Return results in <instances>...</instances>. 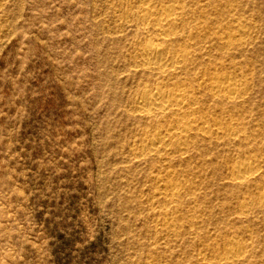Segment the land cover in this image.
I'll return each instance as SVG.
<instances>
[{"label":"rangeland","instance_id":"rangeland-1","mask_svg":"<svg viewBox=\"0 0 264 264\" xmlns=\"http://www.w3.org/2000/svg\"><path fill=\"white\" fill-rule=\"evenodd\" d=\"M139 1L0 0V264H217L230 239L245 248L230 264H264V0H150L182 5L167 38L191 55L168 79L140 64L164 23ZM213 74L241 97L212 98ZM160 82L209 133L143 146L188 114H139ZM243 161L257 171L240 185Z\"/></svg>","mask_w":264,"mask_h":264},{"label":"bare ground","instance_id":"bare-ground-1","mask_svg":"<svg viewBox=\"0 0 264 264\" xmlns=\"http://www.w3.org/2000/svg\"><path fill=\"white\" fill-rule=\"evenodd\" d=\"M151 1L150 0H140L139 1V2H142V4L144 5V7L142 6L143 9L140 11L141 13H140L139 18L143 22V24H144V22H148L150 20H152V22L153 21H156V22H162L163 21V23H164L163 25H162V23L160 25H158L159 23L156 24L154 22L158 26V28H156L158 30L157 31L155 30V31L158 32L160 34V36L163 37V41H158V40L153 41L152 40V41L146 43L145 45H143L142 47H140V52H138L140 64L144 69L151 71V72H156L163 79H168V78L173 77L176 74L177 70L183 69L182 67L188 61V56L191 55L190 51H189V48H190L189 44H186L184 47H180L178 49L169 48L170 40L168 38H169L170 30H171V27L173 29L174 26H176L179 23V21L182 19V17L180 19V16L182 14V5L180 3H177V2H175V3L170 2L171 4H168L166 6H164L165 4L163 6L160 5L158 9L157 8L155 9L150 5L151 3H149V2H151ZM178 12H179V14L177 15ZM172 33H174V32H172ZM173 37H174V35H173ZM218 40L220 43L225 44V45L232 44V36H228L226 38H218ZM187 42H188V40H184V43H187ZM205 80H204V82H205ZM233 83H234L233 79L230 77L224 76V74H223V76H222V74H221V76H219L217 74L216 75L213 74L212 77H210L206 80L205 89L209 93V95L212 96V98L216 97L218 99H222V100H225L227 102H232L235 99L241 97L240 95L242 94L241 93L242 91L240 92L239 90H237V88H235V85ZM154 89H155L154 92L144 91L142 93L141 100L137 105L138 106L137 110H138L139 114H141L144 117H147L148 119H154V120H156L158 118L166 117V115H167L166 113H168V112H173V113H175V115L185 113V112H188V114H187L186 118L182 117L179 120L174 119L175 121L171 122L166 127V130L164 131L163 134L158 133L157 135L152 136V138H150L148 136L150 139H146L145 140L146 142L141 141V143L142 142L146 143L143 146L147 147V145H148L151 148V150H153L154 148H156V149L161 148V150H162V149H166V148L168 149L171 147H180V146L182 147L183 145L185 146V144H186L184 142L185 137L187 138L188 133H190L191 131L192 132L193 131L199 132V133L201 132L203 134L209 133V131L211 130L210 122H209V125H207V121H204L203 118H201L202 120L199 119L200 121L197 120L198 117L196 119L195 118L190 119V117L192 116V114H194L196 109H195V107H193L195 102L193 99H190V98H192L191 96L189 98V96L187 94L188 92L186 89L181 88V85H179L178 87H176V89L169 90V89L164 88V85L161 82L158 83ZM184 117H185V115H184ZM187 117H188V119H187ZM215 123L218 124V122H215ZM227 125H228V123H227ZM230 126H232V125H230ZM212 127H214V126H212ZM217 129H221V126L218 127ZM236 129H237V127H236ZM223 131H225V130H223ZM227 131H229V130H227ZM233 131L234 130H232V132ZM170 132H172L174 134V136H176V137L168 135ZM220 133H221V131H220ZM228 134H229V132H228ZM233 135H234V133L230 136L232 137ZM235 135H237V133ZM240 137L241 136H239L238 138H240ZM141 147H142V145H141ZM169 150L170 149H168V151ZM152 152H154V151H152ZM152 152H149V153H152ZM142 153H144V152H142ZM149 153H148V155H149ZM140 154H141V152H140ZM142 156H143V154H142ZM232 167H233L232 168L233 169L232 174L234 172L237 174V177H235V178L232 177L233 178L232 180L237 182L240 185H242L243 183H249L248 182L249 181L248 176L253 175V173L255 171H257L256 168H255L256 170L252 168L251 162L249 163L247 161L237 162ZM255 174L256 173H254V175ZM160 177H162V176H160ZM165 184H166V182H165ZM164 187H165L164 188L165 191L161 192V194L165 198H167L169 201L174 202V200L177 199L180 195L179 185H177L176 183H174L172 181L170 183H167L166 186H164ZM261 192L262 191H259V193H261ZM167 205L169 207L170 203L168 202ZM167 210H169V208H167ZM169 216H171V214ZM164 221H165V219H164ZM167 221H168V219H167ZM163 224H165V223H163ZM165 225H167V224H165ZM171 226H173V225H171ZM166 228H167V226H166ZM224 249H225L224 252L218 256L219 259H218L217 264H230V263L237 262L243 258L244 252H245V248L238 246L237 243L231 239L228 240L224 244Z\"/></svg>","mask_w":264,"mask_h":264}]
</instances>
